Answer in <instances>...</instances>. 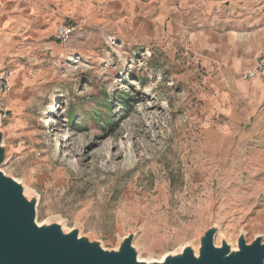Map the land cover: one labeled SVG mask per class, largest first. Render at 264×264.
Masks as SVG:
<instances>
[{
    "label": "rangeland",
    "instance_id": "1",
    "mask_svg": "<svg viewBox=\"0 0 264 264\" xmlns=\"http://www.w3.org/2000/svg\"><path fill=\"white\" fill-rule=\"evenodd\" d=\"M115 1L0 0V71L15 70L0 172L36 201V223L107 252L132 236L144 262L198 256L210 230L216 248L264 244V74L243 79L246 63L238 82L227 67L209 77L174 53L160 13L126 0L121 17ZM91 3L101 12L66 18L76 31L57 43L61 11ZM220 18V33L264 55V0H223ZM193 85L226 99L213 105Z\"/></svg>",
    "mask_w": 264,
    "mask_h": 264
},
{
    "label": "water",
    "instance_id": "2",
    "mask_svg": "<svg viewBox=\"0 0 264 264\" xmlns=\"http://www.w3.org/2000/svg\"><path fill=\"white\" fill-rule=\"evenodd\" d=\"M4 154L0 124V166ZM32 201L25 198L22 186L0 172V264H144L137 261L132 236L118 252H107L76 232L64 234L58 225L38 227L36 201ZM214 238V230L206 233L198 256L185 248L156 264H264L261 238L251 245L241 238L236 252L227 244L216 248Z\"/></svg>",
    "mask_w": 264,
    "mask_h": 264
},
{
    "label": "crops",
    "instance_id": "3",
    "mask_svg": "<svg viewBox=\"0 0 264 264\" xmlns=\"http://www.w3.org/2000/svg\"><path fill=\"white\" fill-rule=\"evenodd\" d=\"M98 2H102V0H98ZM126 2V0L114 2L121 17H124ZM129 4H132L133 7L138 6L140 12L160 13L163 22L168 23V40L173 43L174 53L185 51L184 55H189L188 64L199 62V65L205 69L203 73L209 77L219 76L223 68L227 67L233 80L238 82V77L244 71L246 63L248 66L245 71L253 66L256 59L263 56L253 57L252 49L247 46L250 39H246L244 34L234 32L227 35L219 32L223 0H144V2L129 0ZM98 10L101 12L100 6L94 7L93 3L86 4L85 7L76 4L68 10L61 11L63 19L58 22V26L63 25L68 17L88 20L89 13ZM182 11L187 13V19L183 18L182 14L178 19L177 13ZM174 12L175 14H173ZM204 12L212 15L211 25L205 26L206 14ZM164 13H168V15H164ZM140 20L146 21L145 29L147 27L155 28L160 22L156 17L151 16H148V19L140 17ZM145 32L155 33L153 29H146ZM120 36L122 35L117 37L125 43ZM148 40L152 41L151 38ZM190 74H192L191 76L195 75L188 71L189 76ZM199 81L201 82V80ZM193 87L198 92L199 99H205L213 105L218 99L222 102L226 99L224 94L221 95V91L213 85H205L199 89H197L198 86L195 88L193 85L192 89Z\"/></svg>",
    "mask_w": 264,
    "mask_h": 264
},
{
    "label": "built area",
    "instance_id": "4",
    "mask_svg": "<svg viewBox=\"0 0 264 264\" xmlns=\"http://www.w3.org/2000/svg\"><path fill=\"white\" fill-rule=\"evenodd\" d=\"M76 31V27L70 23L60 25L56 28L54 39L57 43L68 45ZM121 41L115 37H108V46H117ZM264 74V55L255 60L253 66L243 74V79L254 80ZM15 75V70L12 67H6L0 71V124L6 122L10 118L7 108V97L13 91L12 79Z\"/></svg>",
    "mask_w": 264,
    "mask_h": 264
},
{
    "label": "bare ground",
    "instance_id": "5",
    "mask_svg": "<svg viewBox=\"0 0 264 264\" xmlns=\"http://www.w3.org/2000/svg\"><path fill=\"white\" fill-rule=\"evenodd\" d=\"M24 196H25V198H27V199H30V197L28 196V194L27 193H24ZM36 225L38 226V227H45V225H39L38 223H36ZM168 259V256L164 259V260H167ZM137 261L139 262V263H144V264H156V263H148V262H144V261H142V260H140V258H137ZM163 262V261H162ZM162 262H157V263H162Z\"/></svg>",
    "mask_w": 264,
    "mask_h": 264
},
{
    "label": "trees",
    "instance_id": "6",
    "mask_svg": "<svg viewBox=\"0 0 264 264\" xmlns=\"http://www.w3.org/2000/svg\"><path fill=\"white\" fill-rule=\"evenodd\" d=\"M125 106H127V105H125Z\"/></svg>",
    "mask_w": 264,
    "mask_h": 264
}]
</instances>
